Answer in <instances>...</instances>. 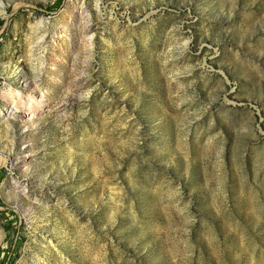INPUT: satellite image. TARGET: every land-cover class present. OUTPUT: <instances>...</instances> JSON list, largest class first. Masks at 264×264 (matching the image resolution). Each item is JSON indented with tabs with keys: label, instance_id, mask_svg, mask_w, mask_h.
Here are the masks:
<instances>
[{
	"label": "rangeland",
	"instance_id": "1",
	"mask_svg": "<svg viewBox=\"0 0 264 264\" xmlns=\"http://www.w3.org/2000/svg\"><path fill=\"white\" fill-rule=\"evenodd\" d=\"M2 1L0 264H264V0Z\"/></svg>",
	"mask_w": 264,
	"mask_h": 264
},
{
	"label": "bare ground",
	"instance_id": "2",
	"mask_svg": "<svg viewBox=\"0 0 264 264\" xmlns=\"http://www.w3.org/2000/svg\"><path fill=\"white\" fill-rule=\"evenodd\" d=\"M2 2L3 1L0 0V6H1ZM62 31H63L62 28H60L58 31H55V36L54 35L50 36V40H51L49 43L50 46L55 44L59 40L60 37H63L61 34ZM50 46H49V48H50ZM15 94H18V93L17 92H11V91H9L7 93L3 92V99H4L5 103H7L9 106L16 107L17 110L20 109V107H22V105L26 106L27 116L33 115L36 112L38 113V111H40L41 109H44L45 101L43 99L42 94H39L37 96L30 94V95H27L26 99H23V98H21V96H19V104L18 105H16L17 99L15 98ZM3 162H4V159H1V163H3Z\"/></svg>",
	"mask_w": 264,
	"mask_h": 264
}]
</instances>
